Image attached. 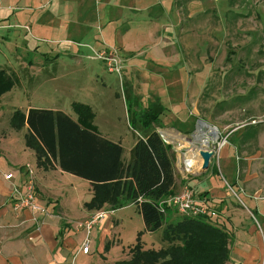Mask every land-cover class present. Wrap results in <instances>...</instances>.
Masks as SVG:
<instances>
[{"label": "rangeland", "instance_id": "rangeland-1", "mask_svg": "<svg viewBox=\"0 0 264 264\" xmlns=\"http://www.w3.org/2000/svg\"><path fill=\"white\" fill-rule=\"evenodd\" d=\"M8 9L10 18L0 17L6 24L0 25V70L13 75L16 85L0 97V133L23 132V125L14 129L13 120L31 105L62 107L77 121L73 105L83 102L95 115L96 130L98 125L108 129L110 121L132 146L146 135L141 117L154 105L170 108L173 114L164 122L177 115L190 126L185 133L189 146L170 144L179 179L198 173L189 174L184 166L187 151L203 145L197 137L217 152L230 148L237 164L238 179L229 182L237 187L236 195L226 193L217 202L213 224L228 240L215 264H264V0H0V15ZM132 11V21L125 22ZM111 25L120 34L107 44L104 32ZM110 50L121 57V76L94 59ZM233 166L231 159L222 169L233 175ZM130 184L124 182L126 189ZM78 188L71 187L74 197L96 196L94 187ZM96 192L109 196L110 191ZM140 214L138 203H132L120 215L124 246L137 240L130 260L122 264L130 263L136 247L160 253L182 246L164 236L185 216L169 209L162 229L151 234Z\"/></svg>", "mask_w": 264, "mask_h": 264}, {"label": "crops", "instance_id": "crops-1", "mask_svg": "<svg viewBox=\"0 0 264 264\" xmlns=\"http://www.w3.org/2000/svg\"><path fill=\"white\" fill-rule=\"evenodd\" d=\"M9 10L6 15H0V17L8 20L10 18ZM135 12L132 11L131 15L123 17L127 19L125 22L132 21L131 17L136 14ZM4 20H0V25ZM119 29V27L112 25L107 28L104 32L107 44L109 41H116L117 35L120 34ZM122 37H129V34L122 35ZM120 47L126 48L123 44ZM77 103L89 105L83 102ZM58 105L60 106V104ZM32 109L60 111L69 115L66 109L62 107L42 109L32 105L25 110L24 115H27ZM165 110L159 119L161 129H156L157 132L160 134L159 130H163L160 135L168 139V141L163 139L166 144L181 141L183 145L189 146V142L185 139L187 137L185 133L190 129L189 121L180 123V118L176 115L170 123H166L164 117L170 115L173 110L170 108ZM95 121L97 122V119ZM108 123V129L102 131L99 125H96V131L106 140L124 148L123 165L126 168L130 163L129 153L137 145L138 140L132 146L125 145L124 141L112 130L116 127L110 126V121ZM3 133H0V264H122L130 260L129 251L137 245V240L135 243L134 237V244L131 247L126 248L124 246L120 215L123 211L130 209L132 204L124 203L121 207H116L114 209L115 214L106 224L105 229L94 232L95 239L90 255L79 253L85 235L83 231L76 229V225L79 221L90 218L101 210L92 211L94 206L90 205L94 196L87 201L80 197H74L70 190L71 187L78 188L81 185L93 187V185L88 181L62 172L54 161L46 157L40 163L36 150L27 144V138L31 136V131L27 125L23 127L21 133H15L13 129L12 132L5 129ZM198 139L199 137L196 138L197 142ZM202 146L193 151H187L185 154L187 156L185 159H188L189 155L195 156L197 166L195 165L194 171L198 173H193L195 174L193 178L182 176L181 179L175 173V185L172 194L175 195L192 187L193 192L203 193L195 194L196 196L208 197L219 212L218 200L225 199L227 194L236 195L235 189L237 187L229 185V182L238 179L237 164L232 150L230 148L222 150V148L216 153L215 158H217L219 167L216 165L215 175L211 171L214 169L213 161L215 158L211 163L212 168L205 172L206 174L200 173L202 160L199 151L203 148ZM231 159L234 165L233 175H227L226 169L223 170L222 166L224 162L227 165L230 164ZM218 174L221 177H218ZM7 177H11V179H7ZM66 177H71L72 180L68 181ZM127 181L133 184V181L126 177L121 178L118 183L123 186L124 182ZM31 183L34 184L36 204L42 211L33 212L30 209H25L21 213L15 212L13 202L20 199V196L25 197L27 195ZM122 198L120 197L121 203L124 201ZM108 205V203L105 204V206ZM140 217L142 218L141 214Z\"/></svg>", "mask_w": 264, "mask_h": 264}, {"label": "trees", "instance_id": "trees-1", "mask_svg": "<svg viewBox=\"0 0 264 264\" xmlns=\"http://www.w3.org/2000/svg\"><path fill=\"white\" fill-rule=\"evenodd\" d=\"M15 85L14 76L0 70V97L13 90ZM73 108L77 121L60 111L32 109L27 115H17L12 125L17 130L22 125L29 127L31 136L27 138V144L36 150L40 163L46 157L62 172L93 185L96 196L90 206L101 208L108 203L119 208L124 203H138L145 231L152 234L161 230L164 216L156 204L172 196L175 185V154L156 130L161 129L159 117L165 113V108L154 105L141 117L140 124L146 135L131 151L126 168L123 147L97 133L91 108L79 103ZM123 169L126 178L134 184L128 185L127 189L126 185L118 183L123 178ZM98 189L110 191L109 196L97 194ZM120 197H124L122 203ZM169 227L164 238L182 246L160 253H143L136 247L129 264H157L160 259L164 260L162 264H209L225 254L227 236L209 220L185 218Z\"/></svg>", "mask_w": 264, "mask_h": 264}, {"label": "built area", "instance_id": "built-area-1", "mask_svg": "<svg viewBox=\"0 0 264 264\" xmlns=\"http://www.w3.org/2000/svg\"><path fill=\"white\" fill-rule=\"evenodd\" d=\"M2 26H0L1 28ZM94 59L101 61L106 64L109 72L117 73L119 76L122 75V65L121 57L117 52L110 50L109 53L97 54ZM209 148L214 150L217 153L218 148L215 146L209 145ZM184 166L186 172L192 173L195 169L193 164L188 163V159L184 160ZM29 168V167H28ZM11 179V177H7ZM234 193V192H233ZM139 202H142V199H139ZM156 208L162 216H166L169 209L178 211L182 216L186 218H204L211 222L217 220L218 211L217 207L214 206L208 197H199L194 194L192 190L186 188L180 194H175L170 196L156 204ZM25 209H30L33 212H41L42 209L36 204V194L34 189V184L31 183L29 192L25 197L20 196V199L13 202V210L15 212H23ZM115 211L112 209H103L97 211L93 216L83 223L77 225L78 231H83L85 237L80 247L79 253L83 255H90L91 248L94 243V232L103 231L106 224L111 220Z\"/></svg>", "mask_w": 264, "mask_h": 264}, {"label": "water", "instance_id": "water-1", "mask_svg": "<svg viewBox=\"0 0 264 264\" xmlns=\"http://www.w3.org/2000/svg\"><path fill=\"white\" fill-rule=\"evenodd\" d=\"M202 125H205V124H202ZM162 138L166 141H168V139L161 135ZM170 145V144H169ZM209 142L207 145H203L199 151V156L202 160V165H201V168L199 169L200 173H204V172H207L210 167H211V163H212V160L215 158L216 156V153L214 150L210 149L209 148Z\"/></svg>", "mask_w": 264, "mask_h": 264}, {"label": "bare ground", "instance_id": "bare-ground-1", "mask_svg": "<svg viewBox=\"0 0 264 264\" xmlns=\"http://www.w3.org/2000/svg\"><path fill=\"white\" fill-rule=\"evenodd\" d=\"M203 127L207 128L206 125H203ZM208 129H209V130H212L211 132H212L213 135H216V134H217V130H216V129H210V128H208ZM198 141H202V144H203V145H207V144H208L207 139H203V138H200V137H199ZM188 163H189L190 165L193 164V166H195V165L197 166V161H196L194 155H189ZM196 166H195V168H196Z\"/></svg>", "mask_w": 264, "mask_h": 264}]
</instances>
